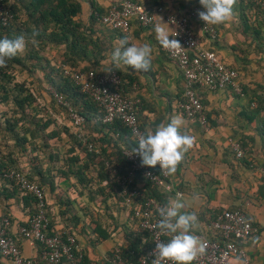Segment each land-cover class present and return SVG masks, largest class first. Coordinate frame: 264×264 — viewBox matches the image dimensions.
Here are the masks:
<instances>
[{
  "label": "crops",
  "instance_id": "0c3cea01",
  "mask_svg": "<svg viewBox=\"0 0 264 264\" xmlns=\"http://www.w3.org/2000/svg\"><path fill=\"white\" fill-rule=\"evenodd\" d=\"M76 1L81 8L79 18L87 24L92 13L91 0ZM93 1L104 12L114 3V0ZM138 1L152 11L162 6L165 12L155 11L154 22L149 26L132 20L128 35L102 25L98 19L97 35L108 50L96 69L102 73L117 71L122 75L121 90L137 100L144 132L154 131L159 124L169 123L171 117L180 115L185 121L182 132L195 138L194 146L184 154L177 172L168 177L170 188H154L162 201L167 204L180 192L186 204L181 211L195 212L198 216L192 234L200 239L213 232L209 224L217 212L243 208L258 228L244 244L250 264H264V18L255 4L238 0L230 21L213 25L214 38L203 33L197 20L191 21L202 45L216 51L226 64L238 71L242 88L241 93L229 88L216 91L199 88L207 121L203 127L198 119L186 117L180 111L179 102L184 91L182 73L161 49L154 31L159 21L173 29L166 20V13L181 14L191 7L202 11L199 0ZM125 37L129 46L151 45L150 71L136 72L129 66L111 62L112 52ZM49 54L51 57L54 53L49 51ZM27 85L36 92L42 105L47 103L46 88L38 83ZM52 116L59 127L65 125L74 133L68 116L55 111ZM54 126L55 123L48 130ZM113 130L92 122L86 127L85 134L91 140L89 149L92 150L87 151L95 152L96 156L86 155L74 142V136L63 133L58 139L48 137L46 147L38 144L32 151V163L24 156L19 162L22 169L43 185L50 228L74 232L83 253L82 264H110L108 258L115 247L142 252L150 245L147 234L139 230L132 216L133 205L126 204L117 180L125 173L126 162L116 154L127 143ZM236 142L245 149L242 156H237L232 149V143ZM69 151L70 155L80 156L79 164L86 172L83 184L71 175L61 174L67 171L61 166L62 156ZM134 186L145 189L140 178ZM34 211L33 201L0 174V214L10 216L11 231L15 232L19 224L26 223ZM20 247L23 254L35 259L37 264H51L42 258L38 243L22 239ZM0 264L9 263L0 256Z\"/></svg>",
  "mask_w": 264,
  "mask_h": 264
},
{
  "label": "built area",
  "instance_id": "2783aa9c",
  "mask_svg": "<svg viewBox=\"0 0 264 264\" xmlns=\"http://www.w3.org/2000/svg\"><path fill=\"white\" fill-rule=\"evenodd\" d=\"M244 1L255 4L264 15V0ZM155 11L165 12L162 6L156 7ZM155 11L138 0H114L113 5L102 15L101 22L111 29L128 35L132 20L137 21L141 26H149L154 22ZM198 11L201 10L191 7L181 14L166 13V20L173 27L172 35L175 36L177 33L175 37L169 38L179 40L183 50L176 52L162 46L161 49L176 63L182 73L184 91L179 102L180 111L186 117L198 119L201 126L205 127L207 121L198 89L216 91L229 88L235 93H241L242 88L238 71L226 64L216 51L204 47L194 33L191 21L197 20L203 33L211 38L216 36L215 27L202 21ZM12 17L13 14L3 3H0V23L7 24ZM61 67L64 76L69 77L85 94L97 102L102 112L101 122L111 124L119 121L126 127L130 139L134 142L133 146L122 148L121 152L128 168L117 180L126 204L133 205L132 216L137 221L139 230L147 234L150 245L136 259L127 258L121 247H115L109 255V262L110 264H153L156 244L167 243L171 239L157 227L161 219L158 209L165 203L154 197H146L143 190L130 185L138 173L140 177L153 182L154 185L169 189V175L163 172L159 165L142 166L141 157L132 154L133 149L138 147L137 137L145 133L138 116L137 100L122 92L120 87L122 79L116 71L102 73L94 69H72L67 65ZM49 89L58 103L67 106L71 125L78 137L85 141L86 137L82 134L84 117L71 108L60 93L51 87ZM232 149L237 156H242L245 151L238 142L232 143ZM5 176L15 181L23 195H32L35 200V211L26 223L17 226L15 232L11 231L10 216L0 214V256L9 264H37L35 259L25 256L21 250L20 241L27 239L41 246L42 258L48 263L82 264L83 253L74 232L49 229L44 189L22 173L11 170ZM209 225L213 232L209 237L200 239L206 244V251L192 264H250L244 244L258 228L243 208L223 209L216 213ZM162 264H171V262L164 261Z\"/></svg>",
  "mask_w": 264,
  "mask_h": 264
},
{
  "label": "trees",
  "instance_id": "16d2710c",
  "mask_svg": "<svg viewBox=\"0 0 264 264\" xmlns=\"http://www.w3.org/2000/svg\"><path fill=\"white\" fill-rule=\"evenodd\" d=\"M0 3H3L13 14L7 24L0 23V39L22 33L31 36L34 30L39 32L36 37V46L29 43L25 53L9 59L6 67H0V107L6 106L5 110L0 108V147H2L0 148V174L5 175L12 170L36 182L26 170L20 167V158L24 156L28 163H32L34 158L32 151L38 148V144L46 147L48 137L58 139L63 133L74 136V142L86 155L96 156L95 152H89L92 151L89 149L91 140L85 134V129L90 122L106 130L110 127L114 128L113 131L126 140L127 147L133 146L134 142L130 139L126 127L119 121L111 124L102 123L100 120L102 112L97 102L85 94L69 77L64 76L61 67L65 64L72 69L98 71L96 67L108 50L104 40L97 35L98 19L101 22V17L107 10L104 12L102 7L91 0L92 13L89 22L85 24L79 18L81 8L76 0H0ZM261 15L264 18L262 13ZM101 24L104 25L102 22ZM49 51H53V56L50 57ZM83 61L86 63L82 64ZM23 71H25L24 79L16 80V76ZM32 75L36 77L32 78ZM119 75L122 79V75L120 73ZM31 83H38L44 89L45 83L48 84L63 96L71 108L84 117L82 134L86 137L85 141L78 137L75 130L74 134L69 127L65 125L59 127L55 122L52 112H59L67 117V106L58 103L53 95H50V100L42 105L36 92L33 93L27 85ZM53 123L56 126L48 130ZM121 151L122 148L117 152L116 157H121L126 162ZM70 154L69 151L62 156V160L58 159L59 163L61 160V166L67 169L61 174L71 175L79 184H83L86 181V172L79 164L80 156ZM127 168L126 162L125 172ZM110 174L108 171L107 175ZM6 178L16 185L15 181ZM139 178L144 181V195L163 202L154 189L158 186L140 177L138 173L130 187ZM38 184L43 188L41 183ZM118 190L121 192V188ZM26 196L35 206L32 195ZM49 229H51L50 222ZM147 248L142 252H136L135 249H121L127 258L136 259Z\"/></svg>",
  "mask_w": 264,
  "mask_h": 264
},
{
  "label": "clouds",
  "instance_id": "9594fccd",
  "mask_svg": "<svg viewBox=\"0 0 264 264\" xmlns=\"http://www.w3.org/2000/svg\"><path fill=\"white\" fill-rule=\"evenodd\" d=\"M238 0H199L202 11H198L199 18L206 24L220 25L229 22L234 15V6ZM154 31L159 44L169 50L179 52L182 49L179 40L169 37L173 31L167 24L160 21ZM175 33V32H174ZM38 31L31 36L18 34L0 39V67H6L7 61L28 50V45H37ZM111 62L115 65H126L136 72H148L152 68V47L149 44H131L127 37L119 41L111 54ZM185 121L180 115L171 117L169 123H161L153 131L147 129L137 137L138 147L132 154L141 157L142 166H160L161 170L171 176L177 172L178 166L195 143V138L182 132ZM186 207L183 196L176 194L167 204L158 209L160 220L157 227L171 237L167 243H157L153 264H162L164 261L171 264H192L199 255L206 251V244L192 234L198 223L195 212H182Z\"/></svg>",
  "mask_w": 264,
  "mask_h": 264
},
{
  "label": "rangeland",
  "instance_id": "374dc122",
  "mask_svg": "<svg viewBox=\"0 0 264 264\" xmlns=\"http://www.w3.org/2000/svg\"><path fill=\"white\" fill-rule=\"evenodd\" d=\"M18 70V69H17ZM25 71H23V73H20V74H18L17 76H16V80H19V81H21V80H23L24 79V77H25V73H24ZM36 75H38V74H36ZM36 76L35 75H32V78H35ZM38 77V76H37ZM45 88L47 89L46 90V97L48 98V100H50V95H52L51 94V92H50V87H49V85L48 84H46L45 83ZM1 109H3V110H5L6 109V106L5 105H2L1 107H0Z\"/></svg>",
  "mask_w": 264,
  "mask_h": 264
}]
</instances>
